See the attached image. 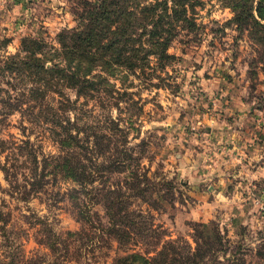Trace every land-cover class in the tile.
<instances>
[{
	"label": "rangeland",
	"instance_id": "374dc122",
	"mask_svg": "<svg viewBox=\"0 0 264 264\" xmlns=\"http://www.w3.org/2000/svg\"><path fill=\"white\" fill-rule=\"evenodd\" d=\"M84 1L97 0H0V57L19 53L26 38L59 47L58 35L78 26ZM194 17V29L169 50L172 64L129 76L131 96L119 109L80 100L87 114L79 123L106 134L104 150L86 163L101 171L86 189L48 175L45 190L21 200L3 167H32L24 156L33 149L41 172L43 155L61 150L44 118L0 111V264H122L129 254L154 256L170 241L180 252L171 250L170 262L264 264L263 64L249 31L230 23L231 8L206 1ZM121 149L132 158L111 173L104 166ZM112 190L126 194L136 222L121 240L106 228ZM201 237L214 245L204 258L196 250Z\"/></svg>",
	"mask_w": 264,
	"mask_h": 264
},
{
	"label": "trees",
	"instance_id": "16d2710c",
	"mask_svg": "<svg viewBox=\"0 0 264 264\" xmlns=\"http://www.w3.org/2000/svg\"><path fill=\"white\" fill-rule=\"evenodd\" d=\"M206 1L214 0L84 1L77 15L78 26L58 35L59 47L26 38L19 53L0 57V111L7 114L21 111L36 122L44 118L51 125L50 131L61 150L57 156L43 155L41 172L38 155L33 149L24 156L32 167L14 161L3 167L7 181L21 200L29 201L45 190L50 183L46 180L48 175L56 179L62 174L84 189L88 188L91 178L101 171L90 172L86 163L92 160L91 152L104 150L106 134H96L92 126L79 123L80 117L87 114L80 100L83 99L84 104L94 101L103 110L119 109L122 101L131 96L127 91L129 85H126L129 76L146 75L150 70L156 72L169 66L175 58L169 53L170 48L183 31L194 29L196 10ZM217 1L234 12L230 23L241 32L249 31L264 70V0ZM251 67H256L255 60ZM113 80L120 82L121 87ZM68 91L74 92L75 100ZM73 112L77 113L76 119L68 116ZM24 143L31 146L30 140ZM91 144L95 151L91 150ZM119 153L121 156L116 160L110 158L109 166H104L111 173L118 171L121 159L132 158L122 149ZM11 155V159L17 160L16 151ZM51 166L55 172L47 174ZM135 175L139 180L138 174ZM20 176L23 183H20ZM109 195H112L110 203L106 205L110 221L106 228L121 240L125 234L131 236L127 227L136 225L131 218L134 214L126 205L129 199L126 194L112 190ZM120 202L123 205H119ZM195 243L201 258L214 247L202 237L196 238ZM171 250L180 253L176 252L175 242L170 241L154 256L140 258L129 254L118 259V263L129 264L132 258L140 259L141 264H173L180 259L174 257L170 262ZM186 258L191 260L189 255Z\"/></svg>",
	"mask_w": 264,
	"mask_h": 264
}]
</instances>
